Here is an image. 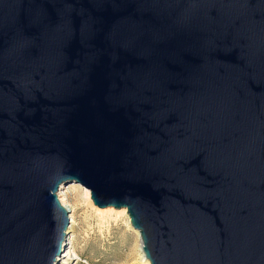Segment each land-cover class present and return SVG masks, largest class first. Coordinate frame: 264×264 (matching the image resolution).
Here are the masks:
<instances>
[{
  "label": "water",
  "instance_id": "obj_1",
  "mask_svg": "<svg viewBox=\"0 0 264 264\" xmlns=\"http://www.w3.org/2000/svg\"><path fill=\"white\" fill-rule=\"evenodd\" d=\"M71 182L149 264H264V0H0V264L60 262Z\"/></svg>",
  "mask_w": 264,
  "mask_h": 264
},
{
  "label": "rangeland",
  "instance_id": "obj_2",
  "mask_svg": "<svg viewBox=\"0 0 264 264\" xmlns=\"http://www.w3.org/2000/svg\"><path fill=\"white\" fill-rule=\"evenodd\" d=\"M62 191L73 208L72 250L78 256L63 264H138L139 240L126 226L127 215L116 221L99 219L90 190L80 183L71 182Z\"/></svg>",
  "mask_w": 264,
  "mask_h": 264
},
{
  "label": "bare ground",
  "instance_id": "obj_3",
  "mask_svg": "<svg viewBox=\"0 0 264 264\" xmlns=\"http://www.w3.org/2000/svg\"><path fill=\"white\" fill-rule=\"evenodd\" d=\"M63 189H64V187H61L59 189L58 198L61 201V203H63L69 209L70 224H69L68 233H67V235H68V237H67L68 243H67L66 249L64 251V254L61 256L60 262L58 264H63L69 258L73 259V257L74 258L78 257L75 254V252L72 250V242H73V240H72V225L74 223V219H73V215H72L73 208H72L71 205H69L67 203V201H66V199L64 197L63 191H62ZM86 196H88L87 193H86ZM95 211H96L97 216L101 220H110V219H112L113 221H116L121 215H127V212H126L125 208L116 209V208H113L111 206L104 207V208H101V207L97 206V208H95ZM126 226L135 235V239L134 240H139V244H138V247H137V263L138 264H149V260L144 256V254L142 252V249H141V242H140L139 232H138V230L134 229L131 226L128 215H127Z\"/></svg>",
  "mask_w": 264,
  "mask_h": 264
}]
</instances>
